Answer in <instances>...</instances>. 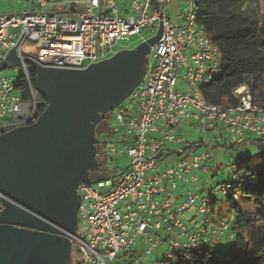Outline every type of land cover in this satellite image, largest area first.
Returning a JSON list of instances; mask_svg holds the SVG:
<instances>
[{"label":"built area","instance_id":"2783aa9c","mask_svg":"<svg viewBox=\"0 0 264 264\" xmlns=\"http://www.w3.org/2000/svg\"><path fill=\"white\" fill-rule=\"evenodd\" d=\"M170 1L33 0L36 10L0 12V60L24 32L15 47L19 58L43 67L83 69L85 60L91 64L113 56L118 42L129 35L157 34V10L161 11L162 36L150 46L147 75L132 89L130 100L116 107L117 125L100 138L96 170L105 179L78 186L79 223L68 239L80 264H122L119 259L126 255L131 260L124 264H138V242L142 252L150 253L165 241L163 254L171 258L201 244L214 246L229 228L222 220L210 222L209 216L191 229L184 221V210L195 203L197 211L204 212L217 194L237 198L234 191L243 179L234 177L211 187L205 196L187 193L175 201L177 180L190 185L198 181V172L210 171L209 150L176 132L178 123L190 120L204 131L220 129L219 133L225 128L236 143L250 133L264 138V96L256 97L247 85L235 88L233 101L225 105L205 100L201 87L221 70V55L197 22L196 0H184L176 22L166 11ZM20 66L17 76L0 75V134L36 121L39 92L29 65L23 61ZM21 77L29 90L27 98L17 84ZM180 78L187 86L177 90ZM109 132L118 140H106ZM115 144L126 146L129 162L123 170L105 175Z\"/></svg>","mask_w":264,"mask_h":264},{"label":"water","instance_id":"95a60500","mask_svg":"<svg viewBox=\"0 0 264 264\" xmlns=\"http://www.w3.org/2000/svg\"><path fill=\"white\" fill-rule=\"evenodd\" d=\"M157 13L159 28L154 37L131 50H120L112 57L91 63L83 69L43 67L30 59L19 58L15 47L24 32L16 45L9 49L5 60L10 61L12 66L24 61L37 71L36 87L47 98L48 105L30 126L16 127L0 134L2 138L18 129L3 157L7 175L4 187L0 186L3 203L0 212V264H69L68 236L72 237L75 228L66 229L65 239L51 234L49 226L39 220L37 208L43 205L42 199L46 193L68 182L67 179L52 180L51 174L60 162L61 152L68 148L66 140L70 127L84 102L108 80L121 76L145 55L147 67L150 46L162 36L161 11L157 10ZM5 68L7 65L1 69ZM43 72L52 73L54 79L43 82ZM141 80L142 77L115 104L128 97ZM102 179L105 178L90 179L87 176L78 183L88 184Z\"/></svg>","mask_w":264,"mask_h":264},{"label":"trees","instance_id":"16d2710c","mask_svg":"<svg viewBox=\"0 0 264 264\" xmlns=\"http://www.w3.org/2000/svg\"><path fill=\"white\" fill-rule=\"evenodd\" d=\"M259 7L260 2L256 0H196L197 22L204 27L222 58L221 70L201 87L207 102L217 105L230 103L234 99L233 90L243 84L256 97L264 96V14L259 13ZM29 75L37 89V71L29 67ZM17 84L22 90V97L27 98L29 90L24 78L21 77ZM39 98L36 120L46 108L40 93ZM263 140V137L247 136L240 143L253 142L261 149L260 167H257L251 156L237 159L234 177L242 178L243 182L234 191L237 198L234 199L230 194L224 195L230 209L235 211L236 219L230 227L231 243L223 255L219 256V252L214 251L221 245L219 238L214 246L201 244L181 250L171 258L163 254L156 264H264ZM242 195L249 198L253 210L246 211L243 208ZM218 202L216 196L210 200L207 206L209 213L215 212ZM220 215L218 213L216 219L210 222L222 220ZM196 226L189 225L190 229ZM73 264L80 262L76 260Z\"/></svg>","mask_w":264,"mask_h":264},{"label":"rangeland","instance_id":"374dc122","mask_svg":"<svg viewBox=\"0 0 264 264\" xmlns=\"http://www.w3.org/2000/svg\"><path fill=\"white\" fill-rule=\"evenodd\" d=\"M260 2V7L258 8L259 13L261 15L264 14V0H256ZM184 4V0H171L166 7V11L169 15L171 21L176 22V17L182 10ZM0 9L2 13H9V14H21L24 11L28 10H36V7L33 5L31 0H4L0 4ZM181 22V21H179ZM10 31L17 32L18 29H10ZM156 32L149 33V32H141L137 34H132L126 37L123 40H120L117 44V50H131L135 48L137 45L142 43L143 41L154 37ZM90 63L89 60H85L84 64L87 66ZM16 67V68H15ZM9 68H5L0 71V75H7L17 76L21 72V66L17 65ZM215 75L218 72L214 73ZM147 74L144 75L146 77ZM187 86L186 81L180 78L177 90ZM190 90V88H188ZM129 97L125 98V101H129ZM131 104H134L133 102ZM109 125H117V121L114 119V114H112L111 119L109 120ZM176 132L182 134L187 141H193L199 143H203L200 147L201 150H209L210 160L208 163V167H210V171L207 173L198 172V181L191 182L189 184H182L180 180H177V188L174 190V196L177 195H185L187 193H196L200 194V196L207 195L209 189L216 184L226 181L236 174V167H237V159L239 157L251 156L255 159L257 167H260L259 162V153L261 149L253 142L251 143H236V139L229 136L227 130L222 128L221 131V143L218 145L217 139L215 134L217 135L220 129L215 130H208L204 131L201 129L197 123L190 120H184L178 123L177 127L175 128ZM219 135V134H218ZM250 137H254L253 133L248 134ZM218 137V136H217ZM105 139L108 141H117L118 136L115 133L109 132ZM264 142V140H263ZM233 146V147H231ZM116 153L111 154L109 160L105 163V175H112L116 171L123 170L128 165V157L125 154L126 146L115 144ZM172 149L175 148L171 145ZM172 160L174 158L171 156ZM89 178H97L102 176V172L96 170V167H93L89 174L87 175ZM183 185V186H182ZM204 188V189H202ZM216 197L219 199L217 207L215 208L214 213H209V211L199 212L197 211L198 203L193 204L188 209L184 210V221L187 225L195 223L199 225L202 223L206 216H209L210 220L212 221L214 218L216 219V215L219 213L221 214V219L228 224L229 229L225 230V235L231 232L230 227L232 226L233 221L236 219L235 211L231 210L228 203L225 201V197L217 194ZM241 202L243 203V208L246 211H251L252 205L251 201L247 199L246 196H241ZM82 225V222H81ZM229 232V233H228ZM221 237V236H220ZM221 245H219L214 251L219 252V256L223 255L224 250L229 246L231 243L225 237L221 240ZM167 247V243L165 241L161 242V244L151 250L150 253L142 252V246L140 242H138L137 253L138 256L136 257L138 264H156L162 258L163 253L165 252ZM80 255L77 251L73 249V259L74 261H78ZM131 260L130 255L123 256L119 259V262L124 264ZM115 263V262H114Z\"/></svg>","mask_w":264,"mask_h":264},{"label":"flooded vegetation","instance_id":"af4514ba","mask_svg":"<svg viewBox=\"0 0 264 264\" xmlns=\"http://www.w3.org/2000/svg\"><path fill=\"white\" fill-rule=\"evenodd\" d=\"M120 51V50H119ZM112 57V56H111ZM146 74V55L134 62L118 78H112L98 90L92 97L84 102L79 109L70 127L66 145L60 155L59 164L53 169L51 179L55 181L67 179L65 186L51 190L43 196V205L37 208L39 220L49 226V232L61 238H66V229L77 228V208L80 197L78 193V181L87 177L93 167H97V154L99 153L100 138L110 128L109 120L114 113L115 104L120 97L125 95L144 75ZM54 79L50 72H43L41 80L44 82ZM141 80V81H142ZM42 95V94H41ZM43 96V95H42ZM44 103L48 105L45 96ZM31 124H24L18 129L28 127ZM18 129L5 134L0 138L1 159H0V186L4 187L7 175L3 162L4 152L7 151L12 140L16 137ZM18 133V132H17ZM5 143V144H1ZM2 160V161H1ZM1 199V197H0ZM2 201V199H1ZM73 246L70 243L69 264L74 263Z\"/></svg>","mask_w":264,"mask_h":264},{"label":"crops","instance_id":"0c3cea01","mask_svg":"<svg viewBox=\"0 0 264 264\" xmlns=\"http://www.w3.org/2000/svg\"><path fill=\"white\" fill-rule=\"evenodd\" d=\"M31 1H32V3H33V0H31ZM1 3H2V2H1ZM1 3H0V4H1ZM0 12L2 13L1 9H0ZM8 14H9V13H8ZM4 65H7V68H9V67H13V68H14V67H15V66H12L11 63H10V61H8V60H5V59H4V60H0V71L3 70V69H1V68H2V66H4ZM15 68H16V67H15ZM221 133H222V132L218 133V134H219V135H218L219 137L221 136ZM202 189H203V188H202ZM180 195H181V194H180ZM180 195H177V196H176L175 201H178V200H179V196H180ZM247 199L249 200V198H247ZM242 204H243V203H242ZM250 205H252V204H250ZM251 210H253V209H251ZM194 224H195V223L190 224V225L193 226ZM225 233H227V232H223V233H222V235H221V237H220V240H219L220 242H221V240H222L223 237H225L226 239H228L229 241H231V239L229 238V234L225 235ZM228 233H229V232H228Z\"/></svg>","mask_w":264,"mask_h":264}]
</instances>
